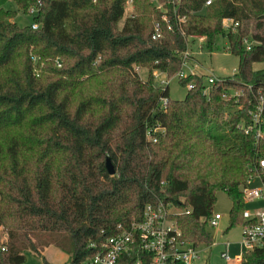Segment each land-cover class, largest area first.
<instances>
[{"label": "trees", "instance_id": "16d2710c", "mask_svg": "<svg viewBox=\"0 0 264 264\" xmlns=\"http://www.w3.org/2000/svg\"><path fill=\"white\" fill-rule=\"evenodd\" d=\"M126 1L0 0V264L24 263L25 251L48 264L41 250L50 244L68 255L64 264H82L90 244L159 202L178 212L170 218L181 239L209 246L205 218L218 190L230 201L226 229L244 223L242 189L255 175L264 181V136L244 132L259 98L264 111V67L253 68L264 63V0H159L163 12L132 0L118 27ZM30 8L35 29L11 21ZM222 19L237 25L225 31ZM191 36L204 37L206 51L225 38L236 70L207 96L203 75L179 77L192 87L170 99L151 70L178 72ZM134 67L147 68L144 80ZM229 89L238 94L223 98ZM137 259L149 255L135 246L115 264ZM238 264H264V240Z\"/></svg>", "mask_w": 264, "mask_h": 264}, {"label": "built area", "instance_id": "2783aa9c", "mask_svg": "<svg viewBox=\"0 0 264 264\" xmlns=\"http://www.w3.org/2000/svg\"><path fill=\"white\" fill-rule=\"evenodd\" d=\"M211 0H206L205 5H208ZM36 9L30 8L29 14H34ZM237 25L231 19H222L221 27L223 30H233ZM31 28L35 29L36 25L31 24ZM159 36V30L157 23L154 24L152 39ZM194 37V36H191ZM201 40V36H198ZM189 38V37H188ZM242 43L245 48L249 47L246 38L242 39ZM181 67L186 65L187 61L191 59V53L187 48L181 53ZM141 67H134L136 72ZM137 74V73H136ZM177 78L182 76V72L178 71L175 74ZM151 76L157 83V86H167L169 77L164 72L157 69L151 70ZM162 76V77H161ZM206 86L202 88L201 94L207 96V88L209 85L217 81V78L212 75L207 76ZM184 89L189 90L192 85L190 82L184 84ZM238 92L230 94H223L222 97L230 99L232 96H236ZM166 98L162 97L159 100V107L163 108L166 105ZM248 115L251 120V124L247 129H251L254 132V136H264V111L262 98H259L253 107L248 110ZM257 168L260 171H264V158H260L257 161ZM259 177V176H258ZM252 178V177H251ZM248 180L247 186L242 189V200L246 202H254L255 200L264 199V181L260 179V187L249 186ZM169 204H162L161 202L155 205H146L142 211V217L140 220H132L128 227L122 232L115 235L106 237L98 244H90L89 247L95 248L94 254L83 261L82 264H115L118 256L131 250L133 247H137L147 255L149 260L146 264H174L180 262L182 264H191L192 262L204 261L202 258V252L205 251V245H195L189 241H185L180 238V231L176 226L173 219L170 218V214L178 213ZM184 213H189V209L183 210ZM242 219L244 221L241 227V239L239 244L243 247V250L252 249L255 246H259L261 241L264 240V209H256L253 211L242 210ZM220 215L211 214L208 218H205L206 224L209 226H216ZM225 247L227 245L224 243ZM226 249V248H225ZM231 258L227 252H221L220 258L227 264H238L241 259V254ZM140 260L137 259L133 264H139ZM203 264H206L204 261Z\"/></svg>", "mask_w": 264, "mask_h": 264}, {"label": "rangeland", "instance_id": "374dc122", "mask_svg": "<svg viewBox=\"0 0 264 264\" xmlns=\"http://www.w3.org/2000/svg\"><path fill=\"white\" fill-rule=\"evenodd\" d=\"M169 3L170 0H164ZM150 4L158 12H163V2L159 0H149ZM5 8L16 9V6L12 2H7ZM133 13V2L132 0H127L124 5V13L121 20L118 23V27L121 26L123 20ZM31 14H21L18 12L16 16L11 20L17 23L19 26H24L31 24ZM161 18L164 16L161 15ZM198 36L187 38V50L191 53L190 61L186 62L179 71L182 72V76L189 74L203 75L204 78L212 75L215 78L231 76L234 74L237 66V58L230 54L226 48V39L220 37L217 41V48L213 51H206L202 46L204 42V37L201 36L199 40ZM247 43L250 45L249 38L246 39ZM264 67V63L257 62L253 64L254 69H259ZM137 76L140 80H144L147 75V68H140L136 71ZM162 77V76H161ZM167 93L170 99H182L185 94V89L182 85L178 83L177 76L172 75L169 77L167 82ZM230 94L237 92L235 89L228 90ZM251 187H260V178L255 175L251 178L249 182ZM230 207V201L226 197L222 190H218L215 195V202L212 206V214L220 215L216 226H209L206 224V228L209 231L212 244L209 248H204L205 251L202 252V258L206 264H227L220 258V253L226 251L228 256L233 258L239 255L243 247L239 244L241 239V227L240 225H235L231 228L228 226V209ZM244 209L247 211H253L256 209H264V199L255 200L254 202H246ZM0 240H6V234L0 229ZM224 243L227 245L225 247ZM210 246V245H209ZM226 248V249H225ZM26 253V252H25ZM201 264H203V262ZM25 262V261H24ZM191 264H200V262H192Z\"/></svg>", "mask_w": 264, "mask_h": 264}, {"label": "crops", "instance_id": "0c3cea01", "mask_svg": "<svg viewBox=\"0 0 264 264\" xmlns=\"http://www.w3.org/2000/svg\"><path fill=\"white\" fill-rule=\"evenodd\" d=\"M210 248V246H206V248ZM26 252V253H25ZM25 262L22 264H43L41 259L31 254L30 251H25ZM41 256L48 264H64L67 259L68 255L57 248L56 246L50 244L42 248Z\"/></svg>", "mask_w": 264, "mask_h": 264}, {"label": "water", "instance_id": "95a60500", "mask_svg": "<svg viewBox=\"0 0 264 264\" xmlns=\"http://www.w3.org/2000/svg\"><path fill=\"white\" fill-rule=\"evenodd\" d=\"M105 167L109 175H112L114 173V169L112 168V165L108 158L105 159Z\"/></svg>", "mask_w": 264, "mask_h": 264}]
</instances>
